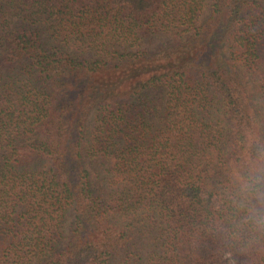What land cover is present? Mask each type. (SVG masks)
Wrapping results in <instances>:
<instances>
[{
	"label": "trees",
	"instance_id": "1",
	"mask_svg": "<svg viewBox=\"0 0 264 264\" xmlns=\"http://www.w3.org/2000/svg\"><path fill=\"white\" fill-rule=\"evenodd\" d=\"M262 150L264 0H0V264H264Z\"/></svg>",
	"mask_w": 264,
	"mask_h": 264
},
{
	"label": "rangeland",
	"instance_id": "2",
	"mask_svg": "<svg viewBox=\"0 0 264 264\" xmlns=\"http://www.w3.org/2000/svg\"><path fill=\"white\" fill-rule=\"evenodd\" d=\"M207 12H208V7L205 6L204 7V12H203V15H202L201 19L206 16ZM174 39L175 38L172 35H158V36L152 37L151 39L145 40V42H143V46L149 52H154L159 47H161V46H163V45H165V44H167L169 42H172ZM164 95H165V93H164L163 89H161V88L154 89V90L150 91V97H152L154 99L155 105L158 106V109H160V110L162 109V105H163V102H164ZM152 121H153L152 122L153 125H158L160 123V119L159 118H154ZM94 167L98 171L97 164H94ZM68 223H69V218L66 221V228H67Z\"/></svg>",
	"mask_w": 264,
	"mask_h": 264
},
{
	"label": "clouds",
	"instance_id": "3",
	"mask_svg": "<svg viewBox=\"0 0 264 264\" xmlns=\"http://www.w3.org/2000/svg\"><path fill=\"white\" fill-rule=\"evenodd\" d=\"M260 160H264V150L260 152ZM260 186V178L258 176L251 177V187L252 191L250 192V198H258ZM259 224L264 225V217H261L258 221Z\"/></svg>",
	"mask_w": 264,
	"mask_h": 264
}]
</instances>
